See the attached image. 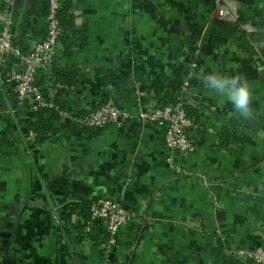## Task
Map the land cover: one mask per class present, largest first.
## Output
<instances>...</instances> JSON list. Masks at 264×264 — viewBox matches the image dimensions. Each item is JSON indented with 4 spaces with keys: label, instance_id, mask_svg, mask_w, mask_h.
Returning a JSON list of instances; mask_svg holds the SVG:
<instances>
[{
    "label": "crops",
    "instance_id": "1",
    "mask_svg": "<svg viewBox=\"0 0 264 264\" xmlns=\"http://www.w3.org/2000/svg\"><path fill=\"white\" fill-rule=\"evenodd\" d=\"M59 3L62 35L36 77L43 96L73 119L107 99L133 114L137 102L170 103L186 80L194 150L170 151L162 122L90 129L34 99L19 107L6 85L0 264H254L227 250L264 246V0H240L249 32L213 17L214 0ZM46 10L47 0H0V28L9 20L25 53L45 35ZM209 75L246 84L250 114L208 87ZM117 197L133 217L106 255L101 225L85 227L93 200Z\"/></svg>",
    "mask_w": 264,
    "mask_h": 264
},
{
    "label": "built area",
    "instance_id": "2",
    "mask_svg": "<svg viewBox=\"0 0 264 264\" xmlns=\"http://www.w3.org/2000/svg\"><path fill=\"white\" fill-rule=\"evenodd\" d=\"M59 8V0H47L45 35L25 53L20 52L14 45L15 33L11 28L10 21H5L0 28V90L6 85H10L19 107L27 99H34L36 101L35 109H54L60 116L73 119L67 111L59 109L52 98H45L36 83L38 71L53 63L55 45L62 35ZM239 8L240 0H214L211 15L217 19L236 22L241 31L249 32V24L239 21ZM246 37L248 36L246 35ZM10 55H16L20 59L17 69L14 71H11L7 66V58ZM6 68L9 70L7 71ZM258 69L264 73V61ZM188 85L186 80L180 83L173 101L156 105L150 111L144 110L137 102V111L132 114L119 108L113 100L107 99L94 109H86L73 120L80 127L90 129H101L108 125L120 126L129 119L141 123L162 122L165 125L164 143L166 147L180 156H185L194 150L190 132L195 127L193 120L188 116L183 101L188 91ZM167 164L171 167L174 166L171 157L167 158ZM132 217L133 214L124 208L122 197L98 198L91 203L90 216L85 231L90 232L94 225L100 224L105 238L98 243L105 254L110 255L117 246L118 231L129 225ZM227 255L254 264H264V246L231 247L227 250Z\"/></svg>",
    "mask_w": 264,
    "mask_h": 264
},
{
    "label": "clouds",
    "instance_id": "3",
    "mask_svg": "<svg viewBox=\"0 0 264 264\" xmlns=\"http://www.w3.org/2000/svg\"><path fill=\"white\" fill-rule=\"evenodd\" d=\"M206 84L224 93L235 111L243 116L250 114V94L247 85L241 83L238 78L228 79L220 75H209Z\"/></svg>",
    "mask_w": 264,
    "mask_h": 264
},
{
    "label": "trees",
    "instance_id": "4",
    "mask_svg": "<svg viewBox=\"0 0 264 264\" xmlns=\"http://www.w3.org/2000/svg\"><path fill=\"white\" fill-rule=\"evenodd\" d=\"M173 100H174V98H173ZM172 100V101H173ZM185 109H186V107H185ZM187 110V109H186ZM39 112V111H38ZM37 112V113H38ZM187 113H188V111H187ZM59 116V115H58ZM188 116L191 118V116L189 115V113H188ZM192 119V118H191ZM109 127H111L112 125H108ZM108 126H106V127H108ZM39 128H41V126L39 127ZM39 128H37V129H39ZM42 128H44V127H42ZM47 128H49V126L47 127ZM47 128H44V129H42L44 132L46 131V129ZM34 131L36 132V127H34ZM94 228V227H93ZM91 230H93V229H91Z\"/></svg>",
    "mask_w": 264,
    "mask_h": 264
},
{
    "label": "water",
    "instance_id": "5",
    "mask_svg": "<svg viewBox=\"0 0 264 264\" xmlns=\"http://www.w3.org/2000/svg\"><path fill=\"white\" fill-rule=\"evenodd\" d=\"M262 44V42H260V45ZM0 237H4V235L2 234V233H0ZM6 262H8V259L7 258H4L3 260H2V264H4V263H6Z\"/></svg>",
    "mask_w": 264,
    "mask_h": 264
}]
</instances>
